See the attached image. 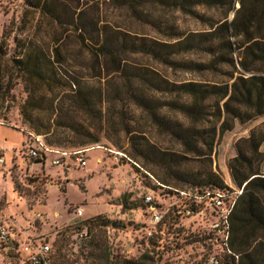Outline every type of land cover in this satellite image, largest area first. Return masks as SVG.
<instances>
[{
	"label": "trees",
	"instance_id": "16d2710c",
	"mask_svg": "<svg viewBox=\"0 0 264 264\" xmlns=\"http://www.w3.org/2000/svg\"><path fill=\"white\" fill-rule=\"evenodd\" d=\"M22 3L23 26L31 19L35 24L30 36L13 38L17 55L5 66L0 62V95L10 99L13 79L23 84L26 97L19 110L29 133L42 137L50 149L75 148L77 152L101 141L98 128L105 120L116 123L118 119L134 154L119 142L111 141V145L133 162L139 161L158 186L178 199L165 212L152 200L144 203L147 209L153 206L161 218L151 225L157 235L151 234L150 249L132 261L111 257L93 238L77 236L85 229L90 238V230L122 228L121 223L96 216L76 227L74 237L81 241L80 252L89 258L88 264H159L162 252L154 251V239L163 233L176 234L173 228L186 212L196 216L211 208L218 218L215 194L225 195L226 206L234 201L227 239L224 243L219 230H209L199 240H219L221 249H211L216 264H264V123L234 144L235 156L228 169L240 194L213 169L223 136L237 124L248 125L264 117V0ZM102 7L122 13L124 25L113 15L103 17ZM198 8L213 15L199 13ZM167 11L181 12L205 28L178 31L165 20ZM133 23L152 28L159 38L135 31ZM9 34L7 29L2 36L0 61L6 55ZM135 56L191 78H171L152 65L135 63ZM87 79L99 83L92 85ZM133 106L150 121L155 137L129 125L131 117L124 108ZM40 113L47 117L43 119ZM46 153L32 160L41 163ZM184 240L198 242L191 236ZM6 245H12L19 256L16 242ZM95 248L103 250L100 255ZM166 249L171 252L180 247ZM203 259L192 264H209Z\"/></svg>",
	"mask_w": 264,
	"mask_h": 264
},
{
	"label": "rangeland",
	"instance_id": "374dc122",
	"mask_svg": "<svg viewBox=\"0 0 264 264\" xmlns=\"http://www.w3.org/2000/svg\"><path fill=\"white\" fill-rule=\"evenodd\" d=\"M23 11L22 0H0V43L7 29L10 33L4 44L6 55L0 61L3 65L17 55L13 38L24 39L33 31L35 21L32 19L23 26ZM114 11L112 7H102V16L113 15L117 23L124 25L122 13ZM197 12L213 15V12L203 8H198ZM164 15L167 23L173 24L181 32L205 28L181 12L167 11ZM133 29L159 38L152 28L133 23ZM133 61L152 65L171 78H191L178 73L171 74L143 56H135ZM13 80L10 99L0 95V149L4 160L0 165V225L20 242L19 245L28 237L47 242L51 249V264H88L90 260H86L85 254L80 252L82 243L74 237V230L89 224L91 218L100 216L121 223L122 228L108 226L99 231L93 229L90 230V238L86 240L93 238L101 249H108L111 257L130 261L137 259L145 250L150 249L151 234L157 235L151 227V217L157 212L153 206L150 209L144 206L145 197H151L163 212L178 199L169 195L164 186H158L139 161L133 162L111 145V141L119 142L131 155L134 154L133 147L126 142L124 128L118 119L114 120L116 123L105 120L99 126L101 141L96 146L88 145L83 149L86 150L82 153L85 166L81 167L75 160L80 155H72L75 148H52L51 152L46 153L44 161L35 163L27 151V147L33 144L32 134L23 125L19 110L26 94L23 84L17 79ZM87 81L92 85L99 83L96 80ZM124 109L127 116L131 117L129 125L144 132L149 138L156 135L150 121L137 108L133 106ZM39 116L44 119L47 114L40 113ZM261 123H264V117L248 125L237 124L219 142L213 169L229 187L235 189L228 169V162L235 153L234 144L239 138L248 136L249 130ZM157 140L162 141L160 137ZM165 142L163 145H167ZM56 151H66L71 157L63 158ZM54 160H60V164L52 165ZM77 207L83 210L81 218L73 217ZM210 209L196 216L180 217L178 225L173 228L178 231H174L176 234L163 233L158 236L159 239H154V251L162 252L159 264H192L203 257L208 261L210 256H214L211 249H221L222 245L219 240L216 242L215 237L204 242L199 240L209 230L212 231L211 226L217 221ZM188 236L198 238V242L187 244L189 242L184 238ZM176 244L180 249L171 252L166 249ZM101 251L95 248L94 252L100 255L98 253ZM21 254L24 255L22 251ZM0 264H20L12 245H0Z\"/></svg>",
	"mask_w": 264,
	"mask_h": 264
},
{
	"label": "built area",
	"instance_id": "2783aa9c",
	"mask_svg": "<svg viewBox=\"0 0 264 264\" xmlns=\"http://www.w3.org/2000/svg\"><path fill=\"white\" fill-rule=\"evenodd\" d=\"M32 136L33 144L27 147V151L29 154V157L31 159L37 158L40 156L41 152H51L49 147H47L44 142L42 137L40 136ZM86 150H81L77 152H73L72 155H80V157H76L75 160L76 162L81 166H85L86 161L82 157V153L85 152ZM56 153L60 154L63 156V158L68 157L71 155L70 153H67L66 151H56ZM4 163L3 160V155L2 151L0 149V165ZM60 160H54L52 161V165H59ZM236 194H240L241 190H236ZM225 198L224 194H215L213 197V204L214 206L218 209L219 214L217 221L212 224L211 228L212 231H217L219 230V234L221 239L226 241L227 236H228V216L229 213L233 207L234 201L230 203L229 206H226L224 204L223 199ZM151 197L147 196L145 197V203H150ZM187 216H190V212H186ZM83 216V210L79 207L75 208L73 211V217L74 218H81ZM161 218V215L159 213H155L151 217V225H155L156 223L159 222ZM79 239H85L87 238V231L85 229L81 230L77 234ZM11 241L16 242V253L19 255V263L20 264H51L50 258H49V253H50V247L47 242H45L43 239L40 238H34V237H28L27 240L20 244V242L11 234L8 232V230L0 225V244H8ZM20 251L24 253V255L21 254L20 256ZM209 264H216L217 260L214 256H210L208 260Z\"/></svg>",
	"mask_w": 264,
	"mask_h": 264
},
{
	"label": "crops",
	"instance_id": "0c3cea01",
	"mask_svg": "<svg viewBox=\"0 0 264 264\" xmlns=\"http://www.w3.org/2000/svg\"><path fill=\"white\" fill-rule=\"evenodd\" d=\"M246 137H247V136H246ZM262 148H263V145L261 146V151H263V152H264V150H263ZM234 156H235V153H234ZM234 156H233V157H234Z\"/></svg>",
	"mask_w": 264,
	"mask_h": 264
}]
</instances>
